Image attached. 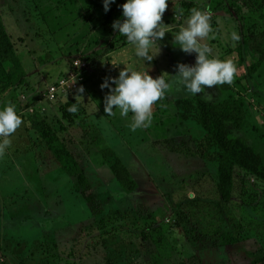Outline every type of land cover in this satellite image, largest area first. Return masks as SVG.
<instances>
[{
	"label": "rangeland",
	"instance_id": "rangeland-1",
	"mask_svg": "<svg viewBox=\"0 0 264 264\" xmlns=\"http://www.w3.org/2000/svg\"><path fill=\"white\" fill-rule=\"evenodd\" d=\"M125 2L115 0L105 12L103 0H0L27 71L20 84L0 96V107L14 104L23 120L0 155V264H250L257 255L261 242L249 228L254 220L264 221V180L237 170L233 198L223 201L217 162L193 154L205 130L182 114L186 100L240 93L250 125L233 135L264 158V62L245 44L253 29L264 32L261 0H169L162 21L169 32L148 64L134 46L113 42L118 31L112 24ZM194 8L210 11L214 38L205 42L237 67L230 87L197 96L173 88L153 105L151 126L136 131L131 112L122 117L114 109L107 115L109 89L100 86L126 65L171 80L179 63L195 64V54L173 45ZM232 32L240 36L238 42L231 40ZM74 60L89 65L84 81L61 92V101L48 100L50 88L69 78ZM71 100L77 109L72 120L63 110ZM33 106L38 112L29 110ZM49 130L86 169L103 208L99 216L91 214L76 177L47 146ZM108 149L136 180L134 190L124 188L111 169L103 154Z\"/></svg>",
	"mask_w": 264,
	"mask_h": 264
},
{
	"label": "clouds",
	"instance_id": "clouds-1",
	"mask_svg": "<svg viewBox=\"0 0 264 264\" xmlns=\"http://www.w3.org/2000/svg\"><path fill=\"white\" fill-rule=\"evenodd\" d=\"M115 0H103L104 10L108 12ZM169 0H126L121 5L123 19L113 22L114 31L126 38L129 45L135 47V55L148 62L154 61L161 52L158 41H163L169 32L163 23V16L168 9ZM182 14V10H181ZM210 11L192 9L191 15L185 20L174 36L173 45L181 51L196 55L195 64L179 63L174 79H166L165 73L153 77L149 72L130 69L126 64L118 77L106 78L101 89H109L104 98V111L107 115H114V109H119L122 117L131 112V129L151 126L153 118V105L160 101L166 93L173 88L177 91L197 96L204 94L214 87L231 85L237 75V67L232 60H221L214 54V49L206 43L212 39L213 33ZM231 40L238 42L240 36L231 33ZM81 95L84 88L81 87ZM93 110L99 107L93 105ZM75 113L76 107L68 109ZM23 124V120L14 104L8 103L0 107V155L10 147V137Z\"/></svg>",
	"mask_w": 264,
	"mask_h": 264
},
{
	"label": "trees",
	"instance_id": "trees-1",
	"mask_svg": "<svg viewBox=\"0 0 264 264\" xmlns=\"http://www.w3.org/2000/svg\"><path fill=\"white\" fill-rule=\"evenodd\" d=\"M261 2L264 6V0H261ZM121 5L119 6L121 13L117 19H123ZM116 36L118 38L113 41L114 43H121L120 47L128 45L125 37L120 36L118 32ZM245 44L246 48L251 47V53L260 55L262 58L261 63H263L264 32L253 29L251 37L249 36L246 39ZM26 76V68L18 56L16 44L0 12V96L9 94ZM243 80V77L238 78V85H243ZM229 87L228 84H225L222 86V89L227 90ZM61 97L59 96L58 100ZM65 99H62V101ZM184 104L186 111L183 112L182 117L184 119L196 120L205 130L203 141L193 154L205 160L217 162V187L223 201L230 202L233 198L234 190L237 186V170H240L244 175L264 180V158L262 154L244 138L233 135V130L243 131L250 125L246 101L240 93H231L229 97L221 100H209L205 97H197L194 101L186 100ZM71 107H76L72 100L67 102L63 107L65 117H68L70 120H72V116L77 112H69L68 109ZM36 110L38 112V109ZM44 139L61 167L67 173L76 177L77 188L88 204L91 214L99 216L103 208L98 200L97 190L92 185L86 169L56 133H52L50 130L46 131ZM103 154L106 156L108 164L124 188L128 191L134 190L136 188V180L115 152L108 149ZM252 180L256 181V178ZM241 183V190L244 193L243 187L245 186L246 188L247 185L244 183L243 178ZM249 231H253L259 242H261L257 255L250 264H264V221L254 220L250 225ZM234 241L237 240L233 239Z\"/></svg>",
	"mask_w": 264,
	"mask_h": 264
},
{
	"label": "built area",
	"instance_id": "built-area-1",
	"mask_svg": "<svg viewBox=\"0 0 264 264\" xmlns=\"http://www.w3.org/2000/svg\"><path fill=\"white\" fill-rule=\"evenodd\" d=\"M88 66L89 65L82 62L81 60H74L73 69L69 73V78H67V77L63 78L58 87L52 86L50 88V94H49V97H47V99L50 101L57 100L59 98V96H62V95H59L61 92H65L70 87L76 86L77 82L79 84L81 81H84V73L87 71ZM60 89H62V90L59 91ZM33 107L34 108L29 109L32 112H34L35 109H37L36 106H33Z\"/></svg>",
	"mask_w": 264,
	"mask_h": 264
}]
</instances>
